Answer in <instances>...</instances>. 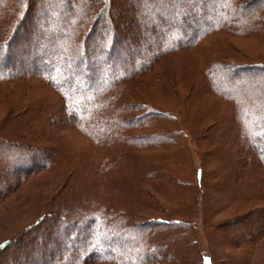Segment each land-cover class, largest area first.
<instances>
[{
    "label": "rangeland",
    "instance_id": "rangeland-1",
    "mask_svg": "<svg viewBox=\"0 0 264 264\" xmlns=\"http://www.w3.org/2000/svg\"><path fill=\"white\" fill-rule=\"evenodd\" d=\"M39 1L42 2L43 6H47L53 0ZM162 1L157 0L152 2L150 10H153L151 11L153 14L157 12V16H160L159 13L164 14L168 12L167 14L171 19H177L179 22L182 21L181 18H185L186 20L187 16L185 14L184 17L178 14L179 11L183 12V7H188L187 4L190 5L186 0H177V4L170 10L169 6L166 9L164 7L155 9ZM202 1L205 4L203 7L194 8L195 13L208 16L213 21H216L214 25L218 24V27L216 26L213 33L205 35L204 39L193 48L177 51L164 61L157 63L153 68V72L144 79V82L137 80L136 83L138 85H134L135 87L131 89L135 92V96L138 97L136 101L144 103L142 106H135L134 111L123 114L124 116L122 115V118L129 117L130 120H136L140 119L143 115H147L149 109L156 112L162 111L170 115L173 121L174 118L177 120V123L175 122L177 127L174 126V123L171 124L167 120L164 121L165 119H162L163 123L159 122V119L157 123L151 122L150 124L148 122L146 124L148 127H141L137 124H135V127H131V130L127 127L129 132L136 134V139L139 140L132 143L128 155L135 162H138L140 160L139 157L144 158V161L154 158V156H158L160 159V157L166 155L163 153H165L164 151L167 148L170 149V152L174 151L176 153V151H180L181 149L177 150L174 148L175 142L173 140L167 142L165 140H168V138H166L164 141H153L152 138H148V134H153V132H164L166 134L170 130L180 132L182 139L177 145L187 143L188 149H182V151L186 150L188 165H178V163H175L176 160L174 158L171 159V164L170 162L165 164H168L172 171L177 172L176 176L183 182V185L191 181L193 189H195V195L199 198L196 210H193L191 213V217L195 218L193 220L195 223L193 231L197 242L196 246H198L202 253L214 255L216 264H264V238L257 243L252 242L257 232V227L262 226L264 223V217L262 216L264 214V168L256 166L253 163L246 165L244 162L247 161V158L250 159L251 155L248 157L229 154V152L233 151L231 144L235 143V140H239L236 146L240 150V146L251 147L253 137L256 135H261L263 132L264 136V104L262 103V108H259L255 119L242 121L243 107L239 105L240 102L238 103L237 101L239 95L232 89L230 82L226 84V81L228 82L227 74L223 72L219 76L217 75L219 79L225 82L223 88L213 86V90L217 92L210 90L211 88L205 75V72L208 70L207 66L214 57L218 59L219 56H222L221 60H226L230 64L232 63L233 66H230L229 69H232L234 65L242 66L264 61V32L255 30L256 27H253L250 20L245 22L247 32L232 33L225 31L227 27L224 24L220 25V22L225 23L227 19L224 20L222 19L223 17L216 18L215 16L218 11L223 10L225 7L215 2V0ZM259 1L260 3L245 4V10L249 11L247 15L248 19L256 18L257 11L253 12L252 10L261 6V1L264 0ZM21 3L22 1L20 0H16V2L14 0H5L4 4H1L0 40L9 35L14 21L22 14L23 9L20 7L14 14L9 16L11 8L17 4V6H22ZM121 3H124L125 6H130L121 11V14L126 17L123 21L124 24L121 25L124 26L128 24L129 17H133L131 16L133 12L130 9L133 4L129 0H121ZM146 5L149 6V3ZM51 8L45 12L41 5L35 7V14L29 16L31 19H29L28 23L29 26H33L32 32L34 31L33 34L31 33L29 40L32 39L33 35L34 37L36 35L39 37L41 35L48 36L50 33L53 36L56 34L55 31L61 26L60 19L64 14H68V8L63 10L61 6ZM235 9L237 13L241 11L238 8ZM101 10L104 11V17L100 19L101 22L106 21L109 24L111 21L115 22L116 13L121 9L117 6L110 13L105 9H100L99 11ZM58 14L60 15L55 20ZM85 15L89 17L93 16V14L90 15L88 13ZM138 15L141 17L140 14ZM45 22L48 25L42 27ZM72 22H76L77 25L81 23L77 18L73 19ZM148 23L144 25L139 23V26H141L139 28L144 34H147L145 38L146 42L149 43L154 40V31L160 30L161 26L154 20L148 21ZM203 23L202 19H197L192 24L202 26ZM86 24L83 23V26H86ZM39 28H42L44 31L41 32ZM163 29L166 30L165 28ZM171 37L172 35L168 36V39ZM64 43L61 42L59 46L62 48ZM161 44L163 47L162 41L153 45L154 53L161 48ZM35 45L38 47L37 50H43L44 47L48 50L50 49L45 41L41 43L35 42ZM145 45H142L143 52L141 54L153 56L154 53L149 54ZM2 50L0 48V60L4 57V51ZM53 50L56 51L55 48ZM26 58L23 57V62H18V59L15 60L17 62L15 65L21 69L24 67H29L27 68L29 70L34 69V66L31 67L27 63ZM129 62V59H123L118 64L124 67ZM262 64L264 66L263 62ZM15 73L8 70L5 74L11 75ZM26 76L28 77L22 76V78L17 79L14 76L0 78V245L4 241L9 240L5 250L8 249L10 253L2 257L1 253L4 249L0 250V259H13L12 253L15 249L11 247V242H15L16 238H19L23 233L27 234L30 232L32 236H36L37 234L40 236L43 232L46 234V241L39 248L41 252L45 246H49L48 248H50L49 242L58 244L51 249L54 250L53 252L61 244L67 243V234L65 236L58 235L56 231L52 230V227H49L51 223L45 224L43 222L45 226L41 230L42 232L37 231L38 233H36V229L32 228H34L33 225L36 220L50 212L52 209L49 205L50 203L59 202L62 197H67L65 195L69 193L73 185L74 180H72V177L74 176H76L75 179L86 177L88 180L90 177L98 179L97 183L93 186L99 192V196L102 199L105 198L106 189L110 193L114 191L115 194H119L121 201L128 202L134 210H136L135 206H138L137 209L141 208L140 211L144 214V218L142 217L139 220H143L145 223L152 216L173 217L166 212L172 213L175 211L174 214H177L176 209L172 211L171 209L173 205L179 203V200L178 202L176 200V203L170 202L171 197L178 199V187L176 184L172 187L168 183L163 182L162 179L156 177L155 183L159 186H155L156 188H153L151 194H153L155 204L158 202L161 204V207L150 205L149 207L146 206V209L142 206L144 196L138 194L137 188H135L138 187L135 183L140 181V179L138 181L131 179L128 185L129 189L119 183V188L116 186H105L106 182L104 183L103 178L106 177H104V174L101 176L103 170L100 167L108 159L115 161L120 159V156L125 151V144H127L125 141L126 137L117 138L118 140L115 137H99L95 130L88 126L86 115L92 117V114H89V112L86 115L80 113V106L83 107L84 111L87 104L81 103L84 99L77 96L83 94V91L80 92L78 90L79 92H76L75 90V88H80L76 86L81 83L77 78L68 84L64 81V74L62 72L58 73V70H56L55 76L53 75L52 77V86L45 82L42 77L32 79L29 77L30 75ZM253 77L254 80H251ZM235 78V85L245 83V86L261 85L264 88V71H261L260 74H256L254 71L243 74L238 71ZM64 83L67 85L65 86ZM189 95L194 98L190 99ZM256 95L255 103L259 102L261 104L260 102L264 101V95L260 91ZM82 97L87 96L84 93ZM249 108L254 110V107ZM155 119L153 121H157V118ZM161 129L163 131H160ZM230 130L231 133H229ZM246 131L247 133L251 132V135L242 134V132ZM142 134L145 136L142 137ZM173 136L176 138L174 134ZM108 141L112 143L108 144ZM156 143L161 144L157 145ZM166 143L173 144L167 145ZM136 144L142 146L137 150L138 146ZM5 145H12L14 148H10V146L6 148L7 146ZM151 145L161 148H152ZM4 146L5 148H3ZM119 146L120 151H113V148L117 149ZM36 150H39V152ZM35 151L37 152L36 155ZM22 155L33 156L31 160L26 161L22 160ZM18 158L21 159L18 160ZM46 158L49 160L50 166L46 169H39V171L24 177L28 169L25 167V164L33 167L37 162L44 159L47 160ZM165 160L163 161L165 162ZM258 160L261 161V159ZM19 163H24V166L23 164L20 166ZM231 164L235 173L243 175L242 184H244V192L240 191L237 198L232 199L233 192L237 191L235 186L241 182L237 180V182L228 184L226 187L220 186V182L226 178L225 174L233 172L229 171ZM239 166L242 168L235 170ZM113 167H115L117 175L129 173V168L126 167L124 169L123 163L115 162ZM199 167L204 170L203 186H200L198 179L194 176L195 170ZM253 169L257 173V179H253V174H250V171ZM116 174L112 173V181L114 179L116 181ZM213 179L215 184L219 185L215 186L214 190H212V187H209L207 193L204 189V183L206 184L208 181L213 182ZM145 183L147 185L146 188L151 190L149 188V181ZM246 184H248V187ZM212 193L215 194L213 195ZM92 197L94 198L93 194ZM173 198L172 200H174ZM114 200L116 201V199ZM59 203L61 204V202ZM178 216L180 218L187 217L185 215L182 216L180 213H178ZM45 218V220H49L51 215ZM57 220L61 223L62 219L58 217ZM179 221H181L180 224H185L189 220ZM220 232L224 236L223 242L220 243L218 240L215 242L214 235ZM235 234H242L244 240L247 239L246 241L243 240V243L246 242L244 246L243 243L238 244L240 245L239 247L228 243L230 240L236 238ZM97 235L98 232L95 233V236ZM176 236L173 237L176 238ZM133 238H130V249H127L128 252L133 247ZM120 239L123 243L127 240L126 236L120 237ZM251 243L255 245L252 246ZM12 245H15V243ZM70 245L69 250L71 253L76 249V244L74 245L71 241ZM19 249L20 253L23 252L21 246H19ZM109 250L115 253L120 250V247L107 249V251ZM54 254L51 259L57 260L56 264L69 263L70 258L68 260L60 259L56 253ZM152 257L150 262L153 264H168L163 262L165 261L164 257L158 252H153ZM188 257L189 259L194 258V256L189 255ZM17 264L32 263L23 257L22 259H18ZM134 264H139V262H135Z\"/></svg>",
    "mask_w": 264,
    "mask_h": 264
},
{
    "label": "trees",
    "instance_id": "trees-1",
    "mask_svg": "<svg viewBox=\"0 0 264 264\" xmlns=\"http://www.w3.org/2000/svg\"><path fill=\"white\" fill-rule=\"evenodd\" d=\"M20 1H22V6H17L18 4L13 6L9 16L14 14L20 7L23 9L21 12L22 14L14 21L9 35H6L7 37L0 40V48L4 51V57L0 60V78L14 76V78L17 79L22 78V76L27 78L28 76L26 75H30L29 77L32 79L42 77L45 82L52 86V77L53 75L55 76L56 70H58V73L62 72L64 74V81L68 84L77 78L81 83L76 86L80 87H78L79 89L75 88L76 92L83 91V94L85 93L87 96L82 97L83 94H80V96L77 95L79 98L84 99L81 103L87 104L84 111L83 107L80 106V113L86 115V113L89 112V114H92V117L86 115L88 126L95 130L99 137H115L116 140L124 136L126 137L125 141L127 144H125V151L120 156V159L118 161L111 159L110 161L108 159L106 162H103L102 167H100L103 170L101 176L104 174V177H106L103 178L104 183L106 182L105 186H116L119 188V184H121L129 189L128 185L131 179H135V181L140 179V181L135 183L138 185V187L135 188H137L138 194L144 196V201L142 202L143 208L146 209V206L149 207L150 205L161 207V204L158 202L155 204V199H153V194H151L153 188L159 186L155 183L157 177L172 187L176 184L178 187V199L171 197L170 202H175L176 200V202H178L179 200V203L173 205L171 209V211L176 209L177 214H174L175 211L172 213L170 212L171 214L166 212L173 217H165L161 215L157 217L152 216L150 217L151 219L145 223L143 220H139L142 217L144 218V214L140 211L141 208L137 209L138 206H135L136 210H134L128 202L121 201L119 194H115L114 191L113 193H110L108 189H106L105 198L102 199L99 196V192L93 186L97 183L98 179L91 177L89 180L87 177L83 179H75L76 176H74L72 177V180H74L73 185L71 186L69 193L65 195L67 197H62L61 201H59L61 204L59 202L50 203L49 205L52 207L50 212L36 220L33 225L34 228H32L36 229V233H38L37 231L40 232L45 226L44 223H51V226L49 227H52V230L56 231L58 235L65 236L67 234V243L61 244L56 251L53 252L54 250L51 249L58 244L55 242H49L50 248H48L49 246H45L44 250L41 252L39 248L45 243L47 238L46 234L43 232L40 236L38 234L32 236L30 232L27 234L23 233L19 238H16L15 242H11L12 244L15 243V245L11 244V247L15 249L12 253L13 259L5 260V258H1L0 264H17L18 259H22L23 257L26 258L27 261H31L32 264H56L57 260L51 259V257L55 255L54 253H56L60 259L68 260V258H70L68 264H134L135 262H139V264H153L150 262V259L153 258V252H158L164 257L165 261L163 262L168 264H216L214 255L211 253L204 254L199 250L198 246H196L197 242L193 231L195 228L193 220L195 218L191 217V213L193 210H196V207L199 204V198L195 195V189H193L191 181H188L183 185V182H181L176 176L177 172L172 171L168 164H165L169 162L171 164V159L174 158L176 164L188 165L186 160V150L182 151V149H188L187 143L185 142L184 144L177 145L182 139L180 132L170 130L166 132V134L164 132H153V134H148V138H152L153 141H164L166 138H168V140H165L167 142L173 140L175 142V147H172L177 150L181 149L180 151H176V153L174 151H172L174 153L170 152V149L167 148V150L164 151L165 153H163L166 155L160 157V159L158 156H154V158L146 159V161H144V158L139 157L140 160L138 162H135V160L128 155L132 143L139 140L136 139V134L129 132L127 127H129L130 130L131 127H135V124L140 125L141 127H148V125H146L148 122H150V124L151 122L157 123L158 119L159 122L162 123V119H165L164 121L167 120L171 124L174 123V126L177 127L175 124V122L177 123V120L174 118L173 121L170 115H167L162 111L156 112L151 109H149L147 115H143L140 119L130 120L129 117L122 118L123 114H128V112L134 111L135 106H142L144 103L136 101L138 97L135 96V92L131 89L135 87L134 85L137 84V80L144 82V79L153 72V68L157 63L164 61L177 51L193 48L197 43L199 44V42L204 39L205 35L214 32L213 30L218 25H214L216 21H213L208 16L197 14L194 11V8L203 7L205 3H202V0H192L191 2H189L190 0H186L190 5L187 4L188 7H183V12L179 11L178 14L180 16L183 15V17L185 14L187 17L186 20L185 18H181L182 21L179 22L177 19H171L167 14L168 12L164 13L166 15L159 13L160 16H157V12L153 14L151 12L153 10H150V7L152 2L157 0H129V2L133 4L130 8L133 12V15H131L133 17H129V20L127 19L129 21H126L128 22L127 25L121 26L124 24V19H126V17L121 14V11L124 8L130 7L121 3V0H53L49 5H44L45 7L39 0ZM176 1L177 0H163L159 6L155 7V9L161 7L166 9V7L169 6L170 10L175 4H177ZM4 2L5 0H1L0 6L1 4H4ZM14 2H16V0H14ZM215 2L225 7L216 14L214 13L216 18L223 17L222 19H227V22L225 23L220 22V25L224 24L227 27L225 31L232 33L247 32L245 22L250 20L253 27H256L255 30H261L264 32V1H261V6L252 10L253 12L257 11L256 18L254 19H248L247 15L249 14V11L245 10V4H255V2L260 3L259 0H215ZM147 3H149V6L146 5ZM38 5H41L45 12L48 11L50 7L53 9L61 6L62 10L68 8V14H64L61 17V26L55 31L56 34L54 36L51 33L48 36L41 35L38 37V35H36L37 38L33 35L34 38L31 37L32 39L29 40L31 33L33 34L34 32H32L33 26H29L28 23L30 21L29 19H31L29 16L35 14V7ZM117 6H119L121 10L116 13L115 22L111 21L109 24L106 21L101 22L100 19L104 17V11L99 10L105 9L110 13L111 11H114ZM235 8H238L241 11L237 13ZM86 13L90 15L93 14V16H86ZM138 14H140L141 17ZM59 15L60 14L55 17V20H57ZM76 18L81 22L78 25L76 22H72V20ZM197 19H202L204 22L202 26L192 24ZM151 20L156 21V23L161 26V29L154 31V40L148 43L145 38L147 34H144L139 28L141 27L139 26V23L142 25L149 24L148 21ZM83 23H87L88 25L86 24V26H83ZM47 25L48 23L45 22L42 27H46ZM39 30L41 32L44 31L42 28H39ZM171 35L172 37L168 39V36ZM42 41H45V43L48 44L47 46L50 47L49 50L46 49V47H44L43 50H37L38 47L35 45V42L41 43ZM155 41H157L156 43L161 41L163 43V47L161 44V48H159L156 53H154V48H152L153 45L156 44ZM61 42H65L62 48L59 46ZM143 44H146L145 46L146 49H148L149 54L154 53L153 56L141 54V52H143ZM53 48H55L56 51H54ZM19 52H21V54H19ZM23 57H27V63L30 64L31 67L34 66V69H27L29 67L21 69L15 65L17 63L15 60L18 59V62H23ZM123 59L130 60V62L125 64L124 67L118 64L122 62ZM221 59L222 56H219L218 59L214 57L211 59V63L207 66L208 70L205 72V75L208 79V84L211 88L210 90L215 91L213 90V86L216 88H223L225 82L219 79L218 76L225 72L228 77V82L226 81V84H229L230 82L232 89H234L239 95L237 101L238 103L240 102L239 105H242L243 107L242 121H248L249 119L251 121L253 118L255 119L259 108H262V103L264 104V101L260 102L261 104H259V102L255 103L258 91L264 95L263 86H245V83L235 85L236 83L234 84V81L238 71L243 74L250 71L260 74L261 71H264V66H262V62L264 63V61L249 63L242 66L234 65L232 69H229L233 64ZM8 70L16 72L17 75L16 73L11 75L5 74ZM232 70H235L233 71L234 73ZM251 80H254V77L251 78ZM66 83H64L65 86L67 85ZM189 96L190 99L194 98L191 95ZM249 107H254V110H251ZM155 118H157V121H153L156 120ZM160 131H163V129ZM229 133H231V130ZM173 134L176 138H174ZM242 134L251 135V132L247 133L246 131L242 132ZM141 136L144 137L145 135L142 134ZM148 138L146 137V139ZM253 138L251 147L240 146V150H238V147L236 146L239 140H235V143L231 144L233 151L231 153L229 152V154L248 157L251 155V158H247V161L244 163H246V165H251L253 163L256 166L264 168L263 132L261 135L258 134ZM110 141H108V144L112 143ZM113 141L115 142V140ZM156 144L159 145L161 143ZM166 144L170 145L173 143ZM5 146H7L6 148H8V146L14 148L12 145ZM5 146L3 148H5ZM136 146H138V150L142 145L136 144ZM151 147L161 148L155 145H151ZM117 150L120 151V146L117 149L113 148V151ZM36 151L34 152L35 155L39 150ZM32 156L22 155L23 158H21L22 160L27 161L31 160ZM21 158H18V160ZM257 158L261 159V161ZM163 160H165V162ZM115 162L123 163L124 169L126 167L129 168V173L117 175L115 173V167L112 168V166L115 165ZM19 164L20 166L22 164L24 166V163ZM48 166H50L48 159L37 162L33 167H29L25 164V167L28 169L24 177L39 171V169H46ZM240 168L242 167L239 166L235 170ZM229 171H233L232 164L229 166ZM254 171V169L250 171V174H253V179H257V173ZM113 172L116 174V181L114 177V181L111 179ZM203 174L204 170L201 167L197 168L194 172V176L198 179L200 186H203ZM225 177L226 178L220 182V186L226 187V185L235 183L237 180L241 182L235 186L237 191L235 193L233 192V197H231V199L237 198L240 191L244 192V184H242L243 175H241V173L239 174L233 171L232 173L225 174ZM147 181H149V188L151 190L146 188L147 185L145 182ZM218 185L219 184H215L213 179V182L208 181V183H204V189L208 193L207 189L209 187H212V190H214V188H216L215 186ZM246 186L248 187V184H246ZM113 188L115 189V187ZM91 193L94 195V198ZM212 194L214 195L215 193ZM172 198L174 200H172ZM114 199H116V201ZM202 202L204 201L202 200ZM178 213L187 217L180 218ZM50 215L51 218L45 220V217ZM262 216L264 217V214H262ZM58 217L59 219H62L61 223L57 220ZM179 220L189 221L185 222V224H180L181 221ZM96 232H98L97 236H95ZM124 236H126L127 240L123 243L120 237ZM173 236H176V238ZM234 236L236 238L230 240L228 243L239 247L240 245L238 244L243 243L244 238L242 234H235ZM131 237H134V240L132 239L133 247L131 251L128 252L127 249H130ZM214 238L215 242L218 240L221 243L223 242L224 236L220 232L216 233ZM262 238H264V223L262 226L257 227V232L255 233L252 242L257 243ZM246 240L247 239L244 241ZM71 241L74 245L76 244V249L70 253L69 248L71 247ZM8 242L9 240H6L0 245V250L4 249L1 253L2 257H5L9 253L8 249L5 250ZM245 243H243V246ZM251 245L253 246L255 244L251 243ZM19 246H21V250L23 249L24 255L23 252H21L22 254L20 253V249L18 250ZM117 246L120 247L119 251L115 253L110 252V250L107 251V249H112ZM188 255L194 256V258L189 259ZM185 256L187 257L186 259Z\"/></svg>",
    "mask_w": 264,
    "mask_h": 264
}]
</instances>
